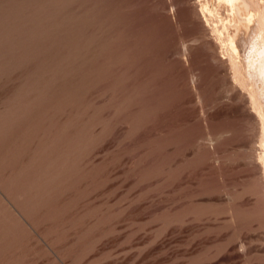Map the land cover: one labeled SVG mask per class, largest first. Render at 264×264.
Returning a JSON list of instances; mask_svg holds the SVG:
<instances>
[{
  "label": "rangeland",
  "instance_id": "obj_1",
  "mask_svg": "<svg viewBox=\"0 0 264 264\" xmlns=\"http://www.w3.org/2000/svg\"><path fill=\"white\" fill-rule=\"evenodd\" d=\"M200 3L0 0V264H264L258 38Z\"/></svg>",
  "mask_w": 264,
  "mask_h": 264
},
{
  "label": "bare ground",
  "instance_id": "obj_2",
  "mask_svg": "<svg viewBox=\"0 0 264 264\" xmlns=\"http://www.w3.org/2000/svg\"><path fill=\"white\" fill-rule=\"evenodd\" d=\"M216 1L219 2V3L222 2V4L220 3L222 6H224L225 3H226L230 7L231 12L233 13L234 18L236 19V23H235V21L233 19V21H234L233 23L235 25L233 24L232 27H234V29L232 28L233 29V30H231L232 32H229L228 35H227V39H229V41H230V43H231V45H232V47H233L235 52H238L240 50L239 49L240 45H239V43H236L238 41L235 42V39L238 40L236 38V35L240 34L239 32H241V33L243 32L242 27H244L246 30L248 28H250V31L247 30L246 32H248V33H253L254 32L255 36H257L258 41H257V43L254 44L253 56L250 58V60H248L249 65H251L250 66L251 69L249 68V71L251 70L250 73L252 74V76H254L255 79H258L257 82H259V84H262V86L260 85V87L264 88V0H215V2ZM200 2H201L200 3V5H201L200 8L203 9V12L205 10H206V12H207V10L210 11V7H209V4H208L209 0H208V2L200 0ZM217 5L221 6L219 4H217ZM222 6H221V8H222ZM229 7L226 6L227 9ZM230 9H229V11H230ZM217 10H219V9H217ZM230 15L231 14H229V16ZM233 15H232L231 19L233 18ZM212 17H214V16H212ZM231 19H230L229 22H231ZM216 23H217V21H216ZM220 25H222V24H220ZM245 29H244V31H245ZM220 32H222V31L220 30ZM217 36H216V38H217ZM239 36L244 37L241 34ZM239 36H238V38H239ZM223 39H226V38L223 37ZM227 39L225 40L226 42H228ZM240 39L243 41L242 38H240ZM238 53H240V52H238ZM238 53H236V54H238ZM234 55H235V53H234ZM259 111H260V107H259ZM261 112H259V113H261ZM259 116H260V114H259ZM260 117H262V118H260L262 120L261 124H263L261 126L263 127V130H264V115H263V112L261 113Z\"/></svg>",
  "mask_w": 264,
  "mask_h": 264
}]
</instances>
